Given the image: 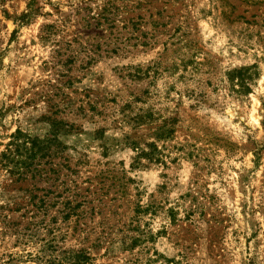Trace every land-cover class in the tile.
Returning <instances> with one entry per match:
<instances>
[{
  "label": "rangeland",
  "instance_id": "374dc122",
  "mask_svg": "<svg viewBox=\"0 0 264 264\" xmlns=\"http://www.w3.org/2000/svg\"><path fill=\"white\" fill-rule=\"evenodd\" d=\"M16 129L67 187L0 164V264H264V0H0V152Z\"/></svg>",
  "mask_w": 264,
  "mask_h": 264
},
{
  "label": "trees",
  "instance_id": "16d2710c",
  "mask_svg": "<svg viewBox=\"0 0 264 264\" xmlns=\"http://www.w3.org/2000/svg\"><path fill=\"white\" fill-rule=\"evenodd\" d=\"M116 7L114 3H106L104 6V12L99 15V18L94 17V20H101V23L108 22L109 25L101 26L94 25L95 27L101 26L105 31L108 26H113V15L115 13ZM54 25H46L45 33L51 32ZM90 26V25H89ZM51 134L53 137L48 138ZM48 136H44L40 138L39 136H31L23 133L19 129H16L14 133L10 135V139L5 145V149L0 152V164L3 167H6L10 174L15 175L18 178V181H27L30 179L31 181H39L44 180L48 182L49 185H65V189L67 187L66 182L62 179H59L60 169L55 166L58 164L54 162L50 157L54 155L59 150L58 141L56 142L55 134L52 132ZM32 186L34 184L31 182ZM38 190L39 188L35 186L33 190ZM32 192V191H31ZM30 192V193H31ZM36 195H32L29 197L27 201H31L30 203L37 205L33 202ZM73 196V195H72ZM71 197H64V207L65 208L62 213L64 218H69L70 213L75 214L74 205H70L72 203ZM79 203H77L78 205ZM42 206V205H40ZM45 210V207H43ZM160 208L159 203L155 199H149L146 203H137L136 208L133 209L136 213V218L141 216V213L150 212V214H155V212ZM18 211L19 209H16ZM168 215L172 220H174V212L172 208H168ZM135 220L134 216L132 218ZM139 221V220H138ZM52 228V227H51ZM48 233L52 232V229H47ZM136 235H133L132 242L136 244L137 242H141V235L145 234L143 231H139L135 229ZM150 232V235L153 233ZM56 235L46 240V247L48 249L55 250L56 249ZM62 256H54L53 258L49 257L46 259L43 264H92L94 257L89 253L85 248H81L79 250L68 249L62 251Z\"/></svg>",
  "mask_w": 264,
  "mask_h": 264
}]
</instances>
